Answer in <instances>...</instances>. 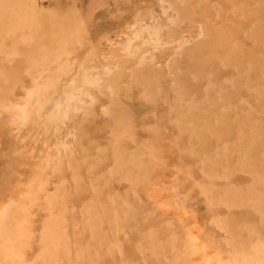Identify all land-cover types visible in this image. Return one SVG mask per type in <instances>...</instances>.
Returning a JSON list of instances; mask_svg holds the SVG:
<instances>
[{"label": "rangeland", "instance_id": "obj_1", "mask_svg": "<svg viewBox=\"0 0 264 264\" xmlns=\"http://www.w3.org/2000/svg\"><path fill=\"white\" fill-rule=\"evenodd\" d=\"M0 264H264V0H0Z\"/></svg>", "mask_w": 264, "mask_h": 264}]
</instances>
